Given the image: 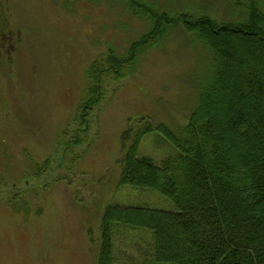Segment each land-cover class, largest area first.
Masks as SVG:
<instances>
[{"label": "rangeland", "instance_id": "rangeland-1", "mask_svg": "<svg viewBox=\"0 0 264 264\" xmlns=\"http://www.w3.org/2000/svg\"><path fill=\"white\" fill-rule=\"evenodd\" d=\"M246 3L0 0V264H97L107 207L174 210L156 190L119 184L121 134L143 117L179 131L212 61L182 25L133 47L155 26L143 9L228 22L244 18ZM94 63L89 84L104 94L77 132ZM109 63H125L120 78ZM177 151L152 131L137 154L159 165ZM109 241L111 264L155 261L149 228L111 221Z\"/></svg>", "mask_w": 264, "mask_h": 264}, {"label": "trees", "instance_id": "trees-1", "mask_svg": "<svg viewBox=\"0 0 264 264\" xmlns=\"http://www.w3.org/2000/svg\"><path fill=\"white\" fill-rule=\"evenodd\" d=\"M260 1L247 0L244 18L228 22L206 15L169 18L143 9L155 26L133 47L143 46L162 27L182 25L209 50L212 63L179 131L149 118L128 120L121 134L119 184L156 190L173 202L174 210L107 207L97 264H111V221L152 230L155 261L150 264H264V11ZM134 12L139 10L134 7ZM134 56L129 55L126 63ZM123 64L109 63L108 70L120 78ZM95 69V63L88 69L85 96L74 119L83 126L77 132L89 129V114L104 94L100 84H89ZM152 131L178 150L159 165L137 154L140 139Z\"/></svg>", "mask_w": 264, "mask_h": 264}]
</instances>
